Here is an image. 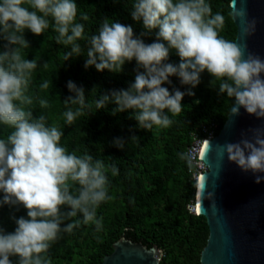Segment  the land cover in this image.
<instances>
[{"label": "clouds", "instance_id": "1", "mask_svg": "<svg viewBox=\"0 0 264 264\" xmlns=\"http://www.w3.org/2000/svg\"><path fill=\"white\" fill-rule=\"evenodd\" d=\"M25 3L33 10L23 7ZM76 15L74 0H0V37L7 42L5 50L0 52V123L12 129L6 139H0V191L4 193L0 204L22 205L27 210V218L15 219L13 232L4 233L0 229V264H12L10 256H17L18 264H50L41 254L47 252L59 233L71 232L81 221L67 223L64 227L61 224L81 213L83 223L94 222L99 231L102 224L96 219V209L101 202L111 199L107 195L108 179L103 162L93 161L88 154H69L60 145L61 129L49 125L44 115L33 118L29 107L33 98L26 95L38 64L35 59H25L21 54L23 49L29 48L23 36L25 29L40 35L49 27L47 17H51L54 31L58 33L56 43L71 46L63 57L66 61L82 51L77 40L84 38V25L75 22ZM130 15L133 21H142L141 36L158 28L157 39L167 42V46L161 42L146 44L141 38H134L131 25L109 24L106 20L98 34L88 40L84 67L118 73L126 61L135 59L143 71L137 72L127 89L101 95L96 100L97 110L115 103L112 114L132 109L138 127L167 128L173 121L164 110L179 114L185 92L174 89L170 94L162 84L171 83L169 77L176 75L181 84L195 87L201 73L207 72L219 81L218 93L234 99L233 114H238L242 107L249 114L264 117V78L261 75L264 60L252 53L245 56V49L239 44L219 36L224 17L219 12L213 14L206 0H136ZM82 19L87 20V16ZM170 49L176 50L180 58L178 64L162 63ZM48 86L47 81L40 85ZM67 88L75 95L68 96L65 104L78 105L75 111L69 108L63 113L65 124L72 125L88 105L82 87L69 81ZM39 105L45 108L48 102L41 99ZM211 137H202L203 142ZM113 143L118 148L124 147V141L119 138ZM217 147L221 159L226 154L243 172L254 174L256 183L264 180V175H260L264 174V136L260 129L254 130L251 140L241 139ZM179 157L191 167L190 154L180 153ZM117 172L112 165V173ZM199 174L192 175L194 191ZM74 185L79 186L76 194L70 191ZM62 205L69 206L70 210L62 212ZM188 209L200 215L195 209V192Z\"/></svg>", "mask_w": 264, "mask_h": 264}, {"label": "trees", "instance_id": "2", "mask_svg": "<svg viewBox=\"0 0 264 264\" xmlns=\"http://www.w3.org/2000/svg\"><path fill=\"white\" fill-rule=\"evenodd\" d=\"M230 1L206 0L213 14L219 12L224 17L219 36L235 42L237 30ZM74 2L77 4L75 22L84 25V38L77 40L82 49L79 56L63 60L71 46L56 43L58 33L54 31L51 17H47L49 27L40 35L25 29L23 36L29 48L23 49L21 54L25 59H35L38 64L32 73L26 95L33 98V104L29 106L33 118L44 115L49 125L61 129L63 136L60 145L69 154H88L93 157V161L103 162L108 179L107 195L111 199L101 202L96 209V219L102 224L99 231L94 222L84 224L82 214L77 213V216L65 220L61 227L76 220L81 221L79 227H74L71 232L59 233L58 239L41 255L50 264H99L106 254L112 252L113 243L126 237L147 248L155 244L163 246L164 255L159 264H200V251L206 244L208 226L204 216L188 209L194 199L195 180L188 162L181 160L179 154L186 153L192 132L203 125L213 127V135H217L234 99L218 93L219 81L203 72L195 87L181 84L176 75L169 77L171 83L162 84L170 94L174 89L185 92L179 114L173 115L167 109L164 110L173 121L167 128L154 125L147 130L138 127L132 109L112 114L115 103L97 110L96 100L101 95L109 94L112 90L127 89L134 82L137 72L143 71L138 68L135 59L126 61L118 73L107 69L97 71L94 66L84 67L88 40L98 34L106 20L109 24L120 22L131 25L134 38L139 37L146 44L161 42L167 46V42L157 39L158 28L147 35H140L144 31L142 21H133L130 15L136 0ZM22 6L33 10L27 3ZM82 16H87V20L82 19ZM6 43L0 37V52L5 50ZM179 62L175 49H170L167 59L162 61L174 65ZM45 81L48 82V88L40 87ZM69 81L84 89L88 105L72 125H66L63 118V113L69 108L75 111L78 107L64 102L68 96L75 95L67 88ZM189 91L193 94L189 95ZM41 99L48 102V107H40ZM11 131L9 126L0 123V139H6ZM200 134L204 138L208 136V132ZM117 138L124 141L123 148L113 143ZM112 165L118 169L115 175ZM78 187L74 185L70 191L76 194ZM3 195L0 191V200ZM69 210V206H61L62 212ZM21 216L27 218V210L22 205L0 204V229L4 233L13 232L16 228L15 219ZM176 247L185 255L183 258L180 259L174 253ZM9 259L12 264H18L17 256H10Z\"/></svg>", "mask_w": 264, "mask_h": 264}, {"label": "water", "instance_id": "3", "mask_svg": "<svg viewBox=\"0 0 264 264\" xmlns=\"http://www.w3.org/2000/svg\"><path fill=\"white\" fill-rule=\"evenodd\" d=\"M230 7L235 43L245 49V56L252 53L264 60V0H231ZM233 106L219 133L205 139L200 151L206 169L197 179L195 203L208 226L200 264H264V180L256 183L254 174L243 172L226 154L221 159L217 147L251 140L256 129L264 136V117L242 107L233 114ZM112 247L99 264H159L156 245L147 248L121 237Z\"/></svg>", "mask_w": 264, "mask_h": 264}, {"label": "built area", "instance_id": "4", "mask_svg": "<svg viewBox=\"0 0 264 264\" xmlns=\"http://www.w3.org/2000/svg\"><path fill=\"white\" fill-rule=\"evenodd\" d=\"M213 127L203 125L200 129L192 132V140L186 149V153L190 154L192 157L191 169L193 177H196L202 170L206 168L204 162L200 158V151L202 148L203 138L200 133L208 132V136L213 135ZM191 210V206H189Z\"/></svg>", "mask_w": 264, "mask_h": 264}, {"label": "rangeland", "instance_id": "5", "mask_svg": "<svg viewBox=\"0 0 264 264\" xmlns=\"http://www.w3.org/2000/svg\"><path fill=\"white\" fill-rule=\"evenodd\" d=\"M111 203V201H109V204ZM152 228V227H151ZM156 245V244H155ZM157 248V252H158V256L157 259L159 260V258L161 259V257L164 255V247L161 245H156ZM201 252V251H200ZM175 254H178L177 256L181 259L183 258L185 255L182 253V251L180 249H178L177 247L174 250ZM173 262V261H172Z\"/></svg>", "mask_w": 264, "mask_h": 264}, {"label": "bare ground", "instance_id": "6", "mask_svg": "<svg viewBox=\"0 0 264 264\" xmlns=\"http://www.w3.org/2000/svg\"><path fill=\"white\" fill-rule=\"evenodd\" d=\"M198 186H199V184H198ZM195 209H196V211H197V203H195Z\"/></svg>", "mask_w": 264, "mask_h": 264}, {"label": "flooded vegetation", "instance_id": "7", "mask_svg": "<svg viewBox=\"0 0 264 264\" xmlns=\"http://www.w3.org/2000/svg\"><path fill=\"white\" fill-rule=\"evenodd\" d=\"M135 242H137V241H135Z\"/></svg>", "mask_w": 264, "mask_h": 264}]
</instances>
